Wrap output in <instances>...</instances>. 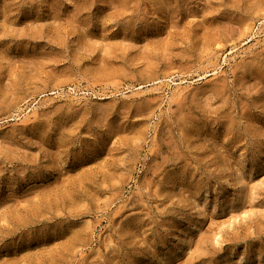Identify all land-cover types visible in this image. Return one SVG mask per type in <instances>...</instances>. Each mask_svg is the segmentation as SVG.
I'll list each match as a JSON object with an SVG mask.
<instances>
[{
    "label": "rangeland",
    "instance_id": "rangeland-1",
    "mask_svg": "<svg viewBox=\"0 0 264 264\" xmlns=\"http://www.w3.org/2000/svg\"><path fill=\"white\" fill-rule=\"evenodd\" d=\"M0 264H264V0H0Z\"/></svg>",
    "mask_w": 264,
    "mask_h": 264
},
{
    "label": "bare ground",
    "instance_id": "bare-ground-1",
    "mask_svg": "<svg viewBox=\"0 0 264 264\" xmlns=\"http://www.w3.org/2000/svg\"><path fill=\"white\" fill-rule=\"evenodd\" d=\"M71 97H76L77 96V91L75 93L70 94Z\"/></svg>",
    "mask_w": 264,
    "mask_h": 264
}]
</instances>
